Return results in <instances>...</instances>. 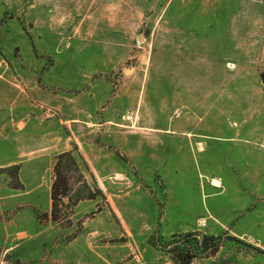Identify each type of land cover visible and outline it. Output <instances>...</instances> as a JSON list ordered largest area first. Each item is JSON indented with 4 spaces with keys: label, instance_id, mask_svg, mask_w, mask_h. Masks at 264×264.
I'll return each mask as SVG.
<instances>
[{
    "label": "rangeland",
    "instance_id": "1",
    "mask_svg": "<svg viewBox=\"0 0 264 264\" xmlns=\"http://www.w3.org/2000/svg\"><path fill=\"white\" fill-rule=\"evenodd\" d=\"M180 256L264 264V0H0V264Z\"/></svg>",
    "mask_w": 264,
    "mask_h": 264
},
{
    "label": "trees",
    "instance_id": "2",
    "mask_svg": "<svg viewBox=\"0 0 264 264\" xmlns=\"http://www.w3.org/2000/svg\"><path fill=\"white\" fill-rule=\"evenodd\" d=\"M79 158L81 156L79 155ZM86 166V163L84 162H78L77 157L75 156L74 151L69 150L62 153H59L56 156V163L54 166V181L51 187V197L53 200V208H52V215L54 219L58 218V214L60 212V205L63 202V199L65 197H68L70 195V192L72 190V180L73 176L71 172L77 173L78 178H85L81 166ZM13 169H15L14 176L17 180L18 173L20 166L18 164H15L11 166ZM23 184L19 182L18 185H15L14 188L16 189H23ZM89 198H92L91 194L88 196ZM188 237L190 236L187 235ZM203 240L205 242L212 241L213 246L211 248L208 247V243H206L204 246H202L204 249L208 250L211 249L212 253L216 252L220 245L216 243L217 238L215 236H204ZM193 256V254H192ZM179 262L187 264L189 263L190 259L187 256H180V258L177 259Z\"/></svg>",
    "mask_w": 264,
    "mask_h": 264
},
{
    "label": "crops",
    "instance_id": "3",
    "mask_svg": "<svg viewBox=\"0 0 264 264\" xmlns=\"http://www.w3.org/2000/svg\"><path fill=\"white\" fill-rule=\"evenodd\" d=\"M214 179H218V178H214Z\"/></svg>",
    "mask_w": 264,
    "mask_h": 264
},
{
    "label": "water",
    "instance_id": "4",
    "mask_svg": "<svg viewBox=\"0 0 264 264\" xmlns=\"http://www.w3.org/2000/svg\"><path fill=\"white\" fill-rule=\"evenodd\" d=\"M128 72V71H127Z\"/></svg>",
    "mask_w": 264,
    "mask_h": 264
}]
</instances>
